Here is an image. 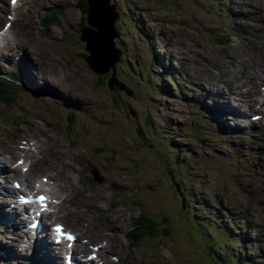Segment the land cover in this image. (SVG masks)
Instances as JSON below:
<instances>
[{"label": "rangeland", "instance_id": "rangeland-1", "mask_svg": "<svg viewBox=\"0 0 264 264\" xmlns=\"http://www.w3.org/2000/svg\"><path fill=\"white\" fill-rule=\"evenodd\" d=\"M3 1L10 10L0 9V29L14 14L9 35L15 43L1 50L7 60L0 59V72L20 62L22 78L13 99L0 98V147L21 141L24 130L35 134L47 143L32 157L39 175L50 168L41 163L44 155L52 161L74 156L69 161L82 193L69 195H83L74 199L87 231L110 236L104 253L110 263L214 264L222 244L221 250L242 261L251 255L264 264V91L254 85L247 94L253 106L248 101L245 107L223 84L229 105L244 115L242 120L231 114L228 124L220 108L221 119L213 116L224 101L212 99L226 97L218 88L221 77L231 76L228 56L262 57L264 0H113L121 14L119 76L134 97L111 90L107 78L89 67L81 40L82 0H23L14 12ZM52 7L58 19L44 22L54 15ZM10 47L14 54L8 57ZM159 75L169 91H161ZM74 106L75 125L67 118ZM255 113L261 115L257 122L250 118ZM169 154L184 163L180 177ZM184 210L196 218H185ZM76 219L61 213L58 220L77 231L82 222ZM202 220L220 230L203 221L211 231L205 235L196 223ZM136 224L149 229L147 239L129 237ZM0 231V264L27 261L19 248L16 255L8 253L14 240L8 231L14 230L0 224Z\"/></svg>", "mask_w": 264, "mask_h": 264}, {"label": "bare ground", "instance_id": "bare-ground-1", "mask_svg": "<svg viewBox=\"0 0 264 264\" xmlns=\"http://www.w3.org/2000/svg\"><path fill=\"white\" fill-rule=\"evenodd\" d=\"M0 3L1 10H9L7 2L0 0ZM261 3H263V1ZM0 18L3 19L5 17L3 16ZM5 32L6 34L0 33V42H7L8 44L15 43L9 33H7L9 32V30H6ZM21 44L25 45L23 41H21ZM12 53V48H10L9 54L11 55ZM261 53V58L254 56L250 57L249 60L239 59L240 56H228L227 62L228 67L230 68L228 72L231 73V76H227L225 74L224 78L221 77V80L219 81L221 88H218L225 92L226 97L217 98L213 96L214 98H212L214 99V101L219 99L224 101L225 106L223 108L215 105V111L213 113L214 117H219V119H221L222 114L219 111L220 108L223 114H225L222 120H224V122L228 124V116H231V114L239 115L237 111H240L241 113V110H236L233 106L229 105L230 94L225 91V89L223 88V84H226L228 86V89L226 90L234 89L233 92L237 93V97L241 101L239 104L246 107V104L249 101V103L253 106V102L250 100L251 98H247V94H252V92L254 91V85H257L258 89L263 88L264 91V45L262 46ZM241 66H246L248 68L241 70ZM222 72L224 73L226 72V70H222ZM237 80L240 81L242 85H236ZM218 89L215 90L214 93L218 92ZM198 112H201L200 109L198 110ZM258 116L259 114L255 113L250 118L253 122H257ZM239 117L242 118L244 117V115L240 114ZM241 127L247 126L241 125ZM45 133L48 136V131H45ZM21 135L23 136L21 138V141L18 142L14 140L12 142V145L8 149L3 150L0 147V162H2V164L0 163V178L2 179H0V224L2 226L6 224L7 227L14 230V232L8 231L9 234L13 235L14 239L12 240L13 245L10 247L8 253L10 255H16L17 248L23 250L24 252L30 251L32 254L31 257L36 260L37 264H39L38 261L40 258H42L46 264H63L64 261L66 262V259L68 257L71 258V264H113L108 260L110 259V257L104 254L110 247V236H108L107 234H95L94 231H87V227L89 226V224H85V221L82 222V217L86 216L85 214L79 212V205L76 204L79 201L77 199H74L76 196L83 195H76L75 197L73 195H69L70 191L75 192L76 194L82 193L80 190L78 191V186L73 176V172L75 171V166L73 165L74 163L69 161L72 157L74 158V156L70 154L66 158L60 157L57 161H52L50 157H48L49 153L46 155H44V153L41 163L49 164L50 168L49 170L44 171L41 173V175H39L38 172L40 171V168L37 171L33 169L34 167L39 166L37 162L32 160V157L35 153H42V149L43 147H46L47 143H44L35 134H27L25 130L21 133ZM50 138H52V136ZM16 154L20 156L18 159L23 158L26 160H31L26 164L28 168L27 170L23 169L24 166L22 167V162L17 163L14 168L11 166V162L13 161V158ZM15 181L21 186H25L30 188L31 190L37 191L38 194H45L47 196L48 202V210H46L48 211V214L44 215L41 218L38 214L33 217L32 213H27L26 207H32L33 205L35 206V204H23L20 201V198H18V195L16 194L22 193L23 189L16 185ZM11 182L14 184H10ZM192 190L194 191V189ZM22 205L24 206V208H22ZM17 206H19L20 212L17 211ZM98 207L102 209L100 206ZM61 213L69 217L76 214V220L82 222V225H77V231H73L72 229H70L75 238L73 242H69L70 244L65 243L66 241H63V238L59 236L53 228L55 225H61L58 223L61 222L60 220H58L60 219ZM29 218L33 221L35 219H39L41 222L44 221L43 230L41 231L40 229L29 228V226H27V224L31 221H29ZM46 218L54 221H49ZM110 222L115 223L116 220L113 219V221L110 220ZM116 235L118 234L113 233L111 236ZM2 236L3 235L0 234V238ZM55 240L57 241L56 243L58 245L55 243ZM251 244L253 245L254 243L251 242Z\"/></svg>", "mask_w": 264, "mask_h": 264}, {"label": "water", "instance_id": "water-1", "mask_svg": "<svg viewBox=\"0 0 264 264\" xmlns=\"http://www.w3.org/2000/svg\"><path fill=\"white\" fill-rule=\"evenodd\" d=\"M88 3L89 26L82 30V39L87 41L86 50L90 53L86 60L91 69L102 74L111 68L115 70V64L120 60L121 52L114 42L117 36L115 22L119 19V14L115 11V6L109 4V0H88ZM114 85L124 89L115 75L109 79L110 88Z\"/></svg>", "mask_w": 264, "mask_h": 264}, {"label": "trees", "instance_id": "trees-1", "mask_svg": "<svg viewBox=\"0 0 264 264\" xmlns=\"http://www.w3.org/2000/svg\"><path fill=\"white\" fill-rule=\"evenodd\" d=\"M82 1H83V5H80L81 11L83 12L84 15H87V14H88V8H89L88 0H82ZM110 74H111V72H104V73H102V75H100V76H102V77L105 76V77L108 79L109 76H110ZM157 80H158V81H164V79L161 78L160 75L158 76V79H157ZM166 88H167L166 85H165L164 87L162 86V87H161L162 92H164ZM161 89H160V90H161ZM75 114H76V113L73 112V111H70V112H69V115H71V120H75ZM203 221H207V222L209 223V225H212V223H210L209 220H202L201 223H202ZM196 223L198 224V226H201L202 228H204V230H203V229H201V228L199 227L202 231H204V234H205V235L211 234V231H209V230L207 229V227L204 226L203 223H202V224H200L199 222H196ZM208 223H207V224H208ZM212 226H213V225H212ZM215 228H216V227H215ZM216 229H218V228H216ZM148 230H149V229H145V228L140 229V230L137 231V235L139 236V235H141V234H143V233L148 234V233H149ZM238 239H240V238L238 237ZM216 247H217V246H216ZM216 247L211 248V249H213V253H214V250H215ZM221 247H222V244H220L219 249H218V251H219L220 254H221L220 257L218 258V257L215 255V258H216V260L218 261L219 264H221V262H222L223 264H262V263H260V261L257 259V257H252L251 255H247V257L245 258V260L242 261V260L239 259V256H235V255H234L233 253H231V252H228V251H225V250H221ZM214 254H215V253H214ZM259 258H260V257H259ZM220 260H221V261H220Z\"/></svg>", "mask_w": 264, "mask_h": 264}, {"label": "snow or ice", "instance_id": "snow-or-ice-1", "mask_svg": "<svg viewBox=\"0 0 264 264\" xmlns=\"http://www.w3.org/2000/svg\"><path fill=\"white\" fill-rule=\"evenodd\" d=\"M13 3H15V0H13ZM46 200H47V197L43 196V195H40L37 197V202L42 206V207H45L46 208ZM57 231H62L61 228H57ZM67 239L69 241L71 240H74L75 238L71 235V234H68L67 235Z\"/></svg>", "mask_w": 264, "mask_h": 264}]
</instances>
